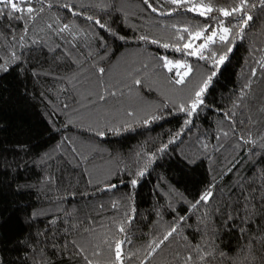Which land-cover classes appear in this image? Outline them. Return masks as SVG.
<instances>
[{"label":"trees","instance_id":"obj_1","mask_svg":"<svg viewBox=\"0 0 264 264\" xmlns=\"http://www.w3.org/2000/svg\"><path fill=\"white\" fill-rule=\"evenodd\" d=\"M149 2L25 0L33 13L0 15L4 264H117L116 241L119 264H264V4L249 0L241 29L243 14ZM219 20L237 25L231 43L205 55L232 51L189 116L216 69L175 47L219 35ZM160 57L191 67L183 84Z\"/></svg>","mask_w":264,"mask_h":264},{"label":"snow or ice","instance_id":"obj_2","mask_svg":"<svg viewBox=\"0 0 264 264\" xmlns=\"http://www.w3.org/2000/svg\"><path fill=\"white\" fill-rule=\"evenodd\" d=\"M25 0H0V15H5L7 14L8 16L12 18L19 19L20 17L15 16L14 14L20 13V12H25L27 14L33 13L34 9L32 7H27L21 8L20 5L23 4ZM30 2V0H29ZM144 4L147 5L153 12L157 11L155 7L152 6V4L149 2V0H143ZM167 2L171 4H175L177 6H183V5H191L190 7H187V11L189 12H195L198 13L202 17H208V14L212 13L214 10L218 11L221 16L225 18H230L234 17L240 14H243L241 16L242 22H239V27L243 29L245 26L248 25V23L253 19V17L248 13V7H249V0H239L238 4H235L231 10H228L227 8H216L213 9V7L210 4H206L203 2V0H200L199 3H195L194 0H167ZM261 3L264 4V0H261ZM255 7V5H252ZM212 18V17H209ZM91 19V17H89ZM97 24L100 25L101 28H104L105 25L101 24L100 21H96ZM219 25V35L218 32L215 30L210 31V34L205 35L206 32H209L208 28L201 29L200 31H195L189 34V40L190 42L184 43L182 48L181 47H175V51L178 52H185L186 55L188 56H196L200 60H211L212 61V67L216 70L212 71L211 75L207 77L203 81V86L199 88L198 91L195 92L194 99L190 106L187 108L181 107L179 110L181 112H187L189 116L193 114V112L197 109L198 105L203 104V96L205 94L206 89L208 88L210 82L212 81V78L217 75V71L219 70L220 66L223 65L228 57V53L232 51V48L229 47L227 49V52L224 54H218L215 51H210L209 55L206 56L205 52L209 51L210 45L216 43L219 41L220 43L223 44H230L231 40L229 38V33L237 26L233 25L232 28L225 27L224 26V21L219 20L217 21ZM67 27V26H65ZM187 32L188 29H185ZM239 34V33H237ZM203 38V43H200L198 45L194 46V42L196 40H200ZM120 39H124V37H120ZM140 39L144 40L146 37H140ZM181 40L184 39V37H180ZM152 43H157V41H152ZM164 48H169V44H163L161 45ZM164 61V67L167 68L169 71H172L173 68L176 69H185V71L177 72V76L179 79L175 80L176 84H183L185 82V77L189 75V73L192 71L191 67L187 65L186 63H182L180 61H171L168 60L166 57H160ZM8 67L5 65H0V71H8ZM101 73L104 72V69L101 68L99 69ZM135 83L140 84L141 81L137 80ZM100 99H104L103 96L100 97ZM129 115H132V113H129ZM153 119H158V117H154ZM185 123H188V121H185ZM98 135H103V132L97 133ZM166 147V146H165ZM164 149H161L163 151ZM144 172H139L137 173V176H143ZM138 181L136 178H133L131 180V184L133 187L137 185ZM111 187H115V185H112ZM213 196V193L210 190H206L203 194L200 195L199 199L192 204V207L195 208L197 204L200 203H208L209 199ZM181 220L184 219V217H180ZM232 216H228V220H231ZM225 224L227 225V221H225ZM120 231H124L123 228L120 229ZM176 231V228H173L170 232L167 233V235L164 236L163 240H167L169 236H171L174 232ZM163 240L160 241V243H163ZM121 241H116L115 245V260L117 264H119V261L122 259V254H121ZM156 247H159V244L156 245ZM155 251V248L152 249ZM99 255V253H97ZM151 255V253H149ZM210 255V253H209ZM221 256L224 255L223 252L220 253ZM191 259V257H189ZM201 259H204L202 256ZM0 264H4L2 258H0ZM88 264H92V261L89 260Z\"/></svg>","mask_w":264,"mask_h":264}]
</instances>
